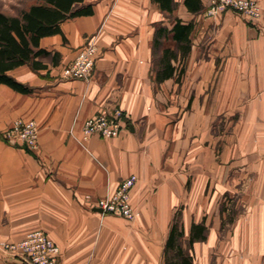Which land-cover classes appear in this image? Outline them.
Instances as JSON below:
<instances>
[{
  "label": "crops",
  "instance_id": "obj_1",
  "mask_svg": "<svg viewBox=\"0 0 264 264\" xmlns=\"http://www.w3.org/2000/svg\"><path fill=\"white\" fill-rule=\"evenodd\" d=\"M184 1L164 11L155 0H83L92 14L39 40L43 69L9 72L31 92L0 85V242L41 231L61 264H166L179 211L192 264H264V0H254L256 21ZM176 21L193 26L190 51L156 82L162 51L176 49ZM158 29L167 35L156 51ZM87 44L98 54L91 77L62 79ZM113 109L123 114L119 135L82 142L84 121ZM18 119L36 123V150L4 139ZM132 175L139 218L98 212L96 201ZM193 224L204 239L190 244ZM0 264L23 262L0 250Z\"/></svg>",
  "mask_w": 264,
  "mask_h": 264
},
{
  "label": "trees",
  "instance_id": "obj_2",
  "mask_svg": "<svg viewBox=\"0 0 264 264\" xmlns=\"http://www.w3.org/2000/svg\"><path fill=\"white\" fill-rule=\"evenodd\" d=\"M40 3L31 5L17 15L0 13V85L12 90L27 94L31 89L18 83L9 76V72L21 66H28L31 70L43 69L39 59L46 58L49 53L39 49V40L43 37L61 34L60 24L65 20L78 16L92 14L91 5H83V0H39ZM164 11H170L171 0H155ZM184 4L190 11L198 12L202 9L200 0H185ZM193 26L183 25L176 21L173 26L172 40L176 44L175 50L164 49L157 61L155 72L156 82H161L174 75L175 68L172 61L183 63L190 51V34ZM163 29H158L154 37V50L160 48V37H166ZM184 73L183 67L179 70L178 78ZM205 228L202 224H193L190 229L188 242L204 239ZM182 230L172 225L170 228L165 254L170 251L174 254L173 264H192L188 254L182 251L180 241Z\"/></svg>",
  "mask_w": 264,
  "mask_h": 264
},
{
  "label": "built area",
  "instance_id": "obj_3",
  "mask_svg": "<svg viewBox=\"0 0 264 264\" xmlns=\"http://www.w3.org/2000/svg\"><path fill=\"white\" fill-rule=\"evenodd\" d=\"M233 11L250 20L261 16V9L254 0H210L207 14ZM98 54L92 44L80 48L74 59L61 71L65 80H88L94 70ZM123 114L118 109L100 112L87 118L81 128L82 142L91 136L110 139L119 135L123 128ZM4 139L11 144L20 143L29 151L37 148L38 127L33 120H15L5 131ZM137 182L132 175L122 180L115 192L96 201L95 207L102 214L121 217L129 222L139 218V211L130 202V191ZM0 250L20 258L23 264H61L60 249L41 231L28 232L18 242H0Z\"/></svg>",
  "mask_w": 264,
  "mask_h": 264
},
{
  "label": "rangeland",
  "instance_id": "obj_4",
  "mask_svg": "<svg viewBox=\"0 0 264 264\" xmlns=\"http://www.w3.org/2000/svg\"><path fill=\"white\" fill-rule=\"evenodd\" d=\"M36 2H37V0H0V13H3L5 15H12V16L17 15L19 12H21L22 10L26 9L27 7H29L30 5H32ZM258 19H256V20H258ZM248 20L249 21H256V20H250V19H248ZM174 217L177 218L176 221H174L175 220ZM174 217H173L174 220L172 219L170 227H172V225L175 224L176 226H178L180 228V226H181V224L179 222L180 221V212L176 211V213L174 214ZM181 239H184V238H181ZM185 253L188 254L187 251H185ZM165 256H166V264H173L174 261L172 260V258L174 256V254L172 252L168 251Z\"/></svg>",
  "mask_w": 264,
  "mask_h": 264
},
{
  "label": "water",
  "instance_id": "obj_5",
  "mask_svg": "<svg viewBox=\"0 0 264 264\" xmlns=\"http://www.w3.org/2000/svg\"><path fill=\"white\" fill-rule=\"evenodd\" d=\"M98 212H100V210H97Z\"/></svg>",
  "mask_w": 264,
  "mask_h": 264
}]
</instances>
